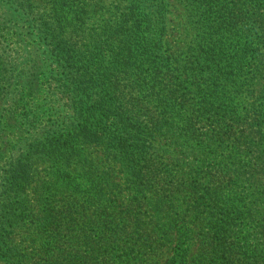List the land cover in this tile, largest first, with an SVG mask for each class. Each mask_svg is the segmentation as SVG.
Returning a JSON list of instances; mask_svg holds the SVG:
<instances>
[{
  "label": "trees",
  "instance_id": "16d2710c",
  "mask_svg": "<svg viewBox=\"0 0 264 264\" xmlns=\"http://www.w3.org/2000/svg\"><path fill=\"white\" fill-rule=\"evenodd\" d=\"M28 1L0 0V45L17 51L12 58L0 55V95L20 82L24 89L52 79L56 90L49 102L62 113L53 130L41 127L43 111L29 109L21 120L32 135L23 152H39L38 163L23 153L5 164L3 151L13 147L2 150L0 142V262L130 264L137 255L158 256L174 245L165 264H187L183 246L194 240L206 245L196 264H264V249L250 255L247 241L232 234L264 209V101L255 112L252 172L240 158L244 122L237 117L243 77L256 60L264 100V32L263 38L253 33L264 31V0H186L194 40L184 62L163 48L172 0H117L125 4L121 12L116 4L106 10L104 0H49L50 15L39 19ZM116 14L108 25L106 16ZM94 20L105 27L99 33L90 28L95 37L85 36L81 51L73 52L67 38ZM130 85L140 95L132 106L123 100ZM143 118L153 129L179 130L172 134L175 144L188 150L187 158L201 157V166L227 158L254 192L241 194L237 180L224 179L214 193L191 189L176 217L174 204L165 206L158 197L149 224L140 205L116 212L121 206L107 200L113 191L106 194L97 184L86 146L102 141L119 156L125 174H152L155 165L140 161ZM1 119L6 126V115ZM31 183L33 196L27 194Z\"/></svg>",
  "mask_w": 264,
  "mask_h": 264
},
{
  "label": "rangeland",
  "instance_id": "374dc122",
  "mask_svg": "<svg viewBox=\"0 0 264 264\" xmlns=\"http://www.w3.org/2000/svg\"><path fill=\"white\" fill-rule=\"evenodd\" d=\"M18 2L26 3V0H18ZM28 2L35 8L34 12L36 13L33 16L34 18L39 19L40 16L48 18L50 15L49 0H29ZM171 2L172 5L169 8L171 12L168 15V34L163 48L168 50V53H172L178 62H184L186 59V49L193 45L194 40L192 26L187 17L188 3L186 0H172ZM111 4L118 5V8H121L119 12L125 9V4H121L117 0H104L102 5L108 10L111 8ZM117 15H115V18L111 15L106 16V23L112 25ZM106 23L94 20L89 22L86 31L84 30L81 34L78 31L79 33L76 36L67 38L71 50L73 52L81 51V46L85 41L84 37L88 36L87 38H90V40L95 37L94 34H90L89 29L93 28L99 33ZM11 24L14 25V23ZM257 31L263 38L264 31L256 28L253 30V33ZM103 40V37L99 35L97 39L98 43H101ZM5 45H0V55L5 54L8 58L14 57L17 51L13 50V45L8 47ZM258 62L256 60L254 70L251 72L247 70L244 74L241 96L238 103L240 109L237 114L238 119L244 122L238 128L244 135L241 142L242 154L240 158H244V163L252 167L250 168L251 172L256 166V154L252 153L250 149L254 152L256 147H258V137L256 136L258 126L254 122L256 118L255 112L260 111L264 101L258 93L262 86V81L259 75H255V72L260 69ZM20 86L21 82L17 85V90L19 89L18 91L21 92L20 95L16 89L14 90L11 87L0 95V123H2L1 127H5L0 141L3 145L1 149L13 147L12 152L4 153L3 151L2 158L3 161L6 160L5 164L12 159H17L23 153L28 161L40 162L41 154L39 152L32 150L23 152L27 148V143H30L32 140V135L28 134L26 129L31 126L25 125V121L23 123L21 121L31 113L27 110L44 112L39 122L45 130H53L52 128L57 126L58 121H61L59 118V115L62 113H60V107L49 102L53 100L52 92L56 90L52 79H39L34 87L26 86L22 89V86ZM29 89L32 90L30 91ZM139 98L140 95L137 91L131 89V85L124 89L123 100L124 102L128 101L129 106H132ZM2 115H6V126L3 125ZM146 122L147 120L145 121L144 119V123L141 124L142 133L140 137L144 143L141 142V147L146 149L145 154L140 157V161L141 165L146 162L150 165H155V172L152 174L143 176L141 173L139 177L125 174L120 166L119 156L115 155L112 149L102 141L93 143L91 140V144L86 146L87 154L94 163L93 171L97 175V184H100L106 194L113 191V194L107 200H112L111 203L114 207L121 206L115 209L116 212L124 214L123 210L129 203L135 206L140 205L143 214L141 217L142 221L149 224L151 208L154 206V199L158 197L165 200V206L170 203L174 204V212L171 213V217H176L185 207V202L189 201V191L191 189H195L199 193H214L217 192V187L221 185L220 181L224 179L237 180L236 184L238 191L242 192L241 194L243 192H254L251 184L244 180V177L246 179L249 178L246 175L237 176L240 171L238 172L236 168L231 167L227 158L216 156L217 159L212 158L210 160L209 164L211 165L201 166V157L196 158L192 156L187 158L186 154L188 150L181 149L175 144V137L172 134L178 133L179 130L175 131L173 129L172 131L165 132L164 129L161 130V126L153 129L152 126L144 125ZM130 128L133 127L130 126ZM235 132L238 133V131ZM42 168H33V170L39 171ZM227 169L231 170V175L227 173ZM216 170L219 171L217 172ZM39 178L42 179V175ZM113 186L114 190L112 189ZM34 188L35 184L31 183L27 189V194L33 196ZM8 196L9 193L7 192L6 197ZM249 200L250 198L248 197L246 201ZM259 208L260 210L255 214L254 219L252 218L253 220L250 219L243 222L241 227L232 231V234L239 236V241H247L250 255H254L258 250L264 249V209L262 207ZM183 247L186 252L185 260H187V264H196L201 253L206 249L205 244L198 245V241L194 240L188 241ZM171 248L173 249L174 245L165 247L158 256L149 254L137 255V262L130 264H165L173 256ZM237 253L235 251V254ZM261 260L263 262L264 252ZM0 264L4 263L0 262Z\"/></svg>",
  "mask_w": 264,
  "mask_h": 264
}]
</instances>
